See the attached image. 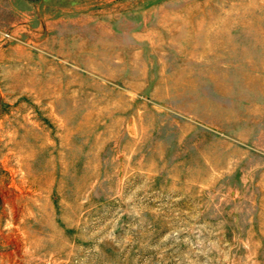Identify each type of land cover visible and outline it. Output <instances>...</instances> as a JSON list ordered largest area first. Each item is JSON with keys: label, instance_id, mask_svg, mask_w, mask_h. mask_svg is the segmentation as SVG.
<instances>
[{"label": "rangeland", "instance_id": "1", "mask_svg": "<svg viewBox=\"0 0 264 264\" xmlns=\"http://www.w3.org/2000/svg\"><path fill=\"white\" fill-rule=\"evenodd\" d=\"M0 264H264V0H0Z\"/></svg>", "mask_w": 264, "mask_h": 264}]
</instances>
